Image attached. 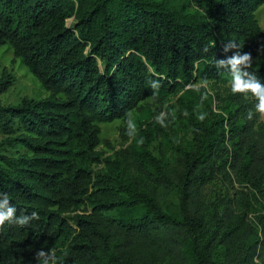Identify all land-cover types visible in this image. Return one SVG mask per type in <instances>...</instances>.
<instances>
[{
  "label": "trees",
  "instance_id": "trees-1",
  "mask_svg": "<svg viewBox=\"0 0 264 264\" xmlns=\"http://www.w3.org/2000/svg\"><path fill=\"white\" fill-rule=\"evenodd\" d=\"M263 2L0 0V45L9 44L48 93L0 105V130L23 148L0 153V204L15 208L13 222L0 226V264H264V215L260 236L249 240L258 232L229 205L204 220L198 183L209 150L177 182L149 153V129L129 153L140 171L155 169L151 182L126 175L122 151L98 150L99 123L124 118L147 98L180 93L192 112L205 89L184 84L232 80L233 56L250 54L251 67L237 68L264 89V29L255 17ZM172 189L178 217L164 209ZM22 217L24 225L15 223Z\"/></svg>",
  "mask_w": 264,
  "mask_h": 264
},
{
  "label": "rangeland",
  "instance_id": "rangeland-1",
  "mask_svg": "<svg viewBox=\"0 0 264 264\" xmlns=\"http://www.w3.org/2000/svg\"><path fill=\"white\" fill-rule=\"evenodd\" d=\"M255 17L264 29V2L255 11ZM74 22V17L66 20L67 26ZM4 74L9 75L7 84L11 83L0 92V105H17L24 97L38 99L48 94L28 68L14 58L9 44L0 45V78ZM231 82L227 79L184 84L183 90L190 87L205 89L203 99L197 98L192 112L178 102L180 93L145 99L124 118L99 123L101 143L98 150L102 151V157L122 151L120 158L126 175L150 182L157 176L155 169L146 165V170L140 171L129 153L135 138L141 133L140 129L150 130L153 138L148 151L174 182L194 157L209 150V158L200 165V170L206 172L198 183L200 197L206 204L204 220L211 222L214 211L220 213L224 205H229L234 213L245 214L250 232L254 229L258 232L248 236L249 240L260 236L257 221L260 215H264V115L255 112L254 102L249 96L233 94ZM238 96L239 102L236 101ZM250 110L253 115L248 119ZM213 138L218 142L217 147L211 145ZM104 141H108L111 147ZM20 152L23 148L18 144L10 145L7 135L0 130V153L14 156ZM243 166H246L244 172L241 171ZM100 167L102 164L94 165L95 170ZM179 201L177 190H170L164 209L178 217ZM209 233L210 228L206 227L204 238ZM221 252V249L217 250V258L221 257ZM254 262L259 261L254 259Z\"/></svg>",
  "mask_w": 264,
  "mask_h": 264
},
{
  "label": "clouds",
  "instance_id": "clouds-1",
  "mask_svg": "<svg viewBox=\"0 0 264 264\" xmlns=\"http://www.w3.org/2000/svg\"><path fill=\"white\" fill-rule=\"evenodd\" d=\"M231 46L239 47L231 41ZM207 51V49H205ZM250 54H245L243 56H233L227 63L231 65L232 68V82H231V92L233 94L243 93L247 94L250 92L253 97L258 100V103L255 105V112L264 115V89L261 88L260 84L257 82L255 76L248 77L247 79H242V75H247L246 73L241 74L237 68L240 64H245L247 67H251L252 62H250ZM253 112L250 110L248 112L247 118L251 119ZM203 119V117H201ZM6 203V201H5ZM4 205L0 204V226H3L5 222H13V214L15 208H8L7 211H3ZM35 215V213H33ZM27 221V217L18 218L15 220V223L19 225H24Z\"/></svg>",
  "mask_w": 264,
  "mask_h": 264
}]
</instances>
